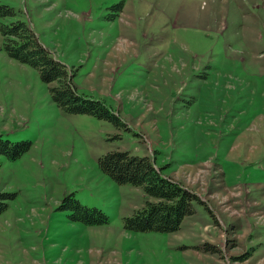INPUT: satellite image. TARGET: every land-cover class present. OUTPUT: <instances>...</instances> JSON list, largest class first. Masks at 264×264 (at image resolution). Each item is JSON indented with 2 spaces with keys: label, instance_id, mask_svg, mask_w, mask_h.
Segmentation results:
<instances>
[{
  "label": "rangeland",
  "instance_id": "rangeland-1",
  "mask_svg": "<svg viewBox=\"0 0 264 264\" xmlns=\"http://www.w3.org/2000/svg\"><path fill=\"white\" fill-rule=\"evenodd\" d=\"M122 124L68 113L37 70L0 49V264H264V0H0ZM11 19H0L7 22ZM149 156L195 193L175 232L124 217L149 197L98 158ZM102 210L86 225L65 194Z\"/></svg>",
  "mask_w": 264,
  "mask_h": 264
},
{
  "label": "trees",
  "instance_id": "trees-1",
  "mask_svg": "<svg viewBox=\"0 0 264 264\" xmlns=\"http://www.w3.org/2000/svg\"><path fill=\"white\" fill-rule=\"evenodd\" d=\"M0 49L9 57L35 68L40 79L50 85L52 100L65 112L82 113L122 124L114 110L101 99L78 93L72 82L73 73L45 48L26 21L11 6L0 4ZM29 149L26 141H10L0 135V155L16 159ZM100 170L118 184L141 187L149 197L138 209L124 217V227L138 232H175L186 216L194 213L193 202L199 197L179 182L162 174L149 156L131 155L128 151L112 150L98 158ZM9 195L0 192V212ZM60 209L71 211L70 218L86 225H101L107 215L96 207H88L65 194Z\"/></svg>",
  "mask_w": 264,
  "mask_h": 264
}]
</instances>
